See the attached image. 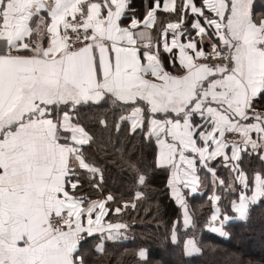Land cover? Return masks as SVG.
<instances>
[{
	"label": "snow or ice",
	"instance_id": "6c2138e0",
	"mask_svg": "<svg viewBox=\"0 0 264 264\" xmlns=\"http://www.w3.org/2000/svg\"><path fill=\"white\" fill-rule=\"evenodd\" d=\"M122 138L152 157L125 161L128 199L100 158ZM156 175L180 210L165 239L186 256L202 254L188 196L210 187L204 229L219 238L264 205L255 0H0V264H90L129 239Z\"/></svg>",
	"mask_w": 264,
	"mask_h": 264
},
{
	"label": "trees",
	"instance_id": "16d2710c",
	"mask_svg": "<svg viewBox=\"0 0 264 264\" xmlns=\"http://www.w3.org/2000/svg\"><path fill=\"white\" fill-rule=\"evenodd\" d=\"M136 1L137 8L142 6L140 0ZM255 3L256 13L264 12V0H256ZM91 118V112L86 111L82 114L85 122ZM125 140L126 138H122L115 152L109 149L107 157L101 152L100 158L107 168L109 188L118 195L125 194L124 198L128 199L126 194L132 190L133 185L125 161L128 158L142 160L143 166L150 163L152 157L150 150L143 147L137 139L133 138L130 142ZM121 148L124 149L123 159ZM249 166L257 167L258 161H251ZM220 174L225 173L221 170ZM142 190L147 193V199L142 200L141 206L131 212L135 226L128 233L129 239L123 242H109L108 250L103 255L88 252L90 264H136L138 257L135 253L139 247L147 250V264H264V247H258L259 243H264V231L258 230L260 226H264V205L254 207L247 221L232 218L227 229L231 237L219 238L204 229V221L208 215V194L211 189L208 188L206 192L195 196H188L190 213L194 215L196 221V226L189 230L188 235L199 242L202 254L186 256L182 252L183 243L177 247L165 239L167 229L170 227L167 222L175 220L180 210L169 199L161 177L152 176ZM227 202L226 199L221 204L222 210ZM183 231L181 218V233ZM91 244L90 241L89 246Z\"/></svg>",
	"mask_w": 264,
	"mask_h": 264
},
{
	"label": "crops",
	"instance_id": "0c3cea01",
	"mask_svg": "<svg viewBox=\"0 0 264 264\" xmlns=\"http://www.w3.org/2000/svg\"><path fill=\"white\" fill-rule=\"evenodd\" d=\"M140 1H141L140 4H142V6H140L141 8L143 7V5L145 6L147 3H149V0H140ZM133 2H134V6H135L137 1H136V0H133ZM255 2H256V0H255ZM135 7H137V6H135ZM140 7H139V8H140ZM256 7H257V4L255 3V8H256ZM166 55H167V54L164 55L165 62H166ZM201 175H202V178H203V175H204V174L202 173ZM208 188H210V187H208ZM208 188H203V187H202L201 190H200V192H198L197 194H200V193H204V192H206V190H207ZM210 191H211V190H210ZM233 218H236V217L233 216Z\"/></svg>",
	"mask_w": 264,
	"mask_h": 264
},
{
	"label": "rangeland",
	"instance_id": "374dc122",
	"mask_svg": "<svg viewBox=\"0 0 264 264\" xmlns=\"http://www.w3.org/2000/svg\"><path fill=\"white\" fill-rule=\"evenodd\" d=\"M258 230L261 231V232H263L264 231V226L263 227L260 226ZM258 247L263 248L264 247V243H259Z\"/></svg>",
	"mask_w": 264,
	"mask_h": 264
}]
</instances>
